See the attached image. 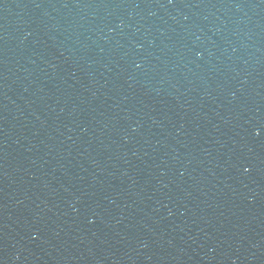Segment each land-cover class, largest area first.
<instances>
[{"label":"water","instance_id":"water-1","mask_svg":"<svg viewBox=\"0 0 264 264\" xmlns=\"http://www.w3.org/2000/svg\"><path fill=\"white\" fill-rule=\"evenodd\" d=\"M0 251L264 264V0H0Z\"/></svg>","mask_w":264,"mask_h":264}]
</instances>
